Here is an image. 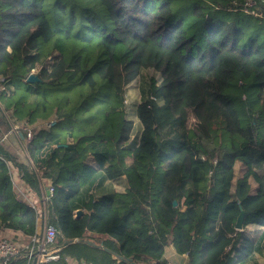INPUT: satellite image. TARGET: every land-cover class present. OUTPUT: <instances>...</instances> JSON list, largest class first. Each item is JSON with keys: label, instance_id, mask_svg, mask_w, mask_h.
<instances>
[{"label": "trees", "instance_id": "obj_1", "mask_svg": "<svg viewBox=\"0 0 264 264\" xmlns=\"http://www.w3.org/2000/svg\"><path fill=\"white\" fill-rule=\"evenodd\" d=\"M243 1L0 0L3 132L56 120L31 142L20 134L31 162L0 136V231L26 239L42 213L14 178L34 203L50 180L47 222L79 241L41 264H168L170 245L186 264L246 263V229L264 226V23L234 9ZM147 68L161 82L135 107L133 143L123 92ZM98 174L125 175L126 190L75 216Z\"/></svg>", "mask_w": 264, "mask_h": 264}, {"label": "crops", "instance_id": "obj_2", "mask_svg": "<svg viewBox=\"0 0 264 264\" xmlns=\"http://www.w3.org/2000/svg\"><path fill=\"white\" fill-rule=\"evenodd\" d=\"M145 73L143 72H139V79L141 80L140 84L142 86V88L145 89V91L143 90L141 93H139V95L141 96V99H146L148 94H147V89L150 83H148L147 85L145 84L144 79L148 77L144 78ZM137 77V78H138ZM140 84L138 85V89L137 92H139V88H140ZM146 95V96H145ZM138 103L137 102H132L131 104V114L127 119L131 120L133 123V127H132V134L130 137V140H132L133 135L136 133L137 137H139L140 133H141V125L136 117V113H135V107ZM47 122V121H40L36 124H34V127H40L43 128V124ZM16 123V122H15ZM14 123H11V125ZM16 140L18 141V143L20 145H24L25 141H23V137L22 135L18 134L15 136ZM47 147L45 148L44 152L46 151ZM31 162V160H29ZM87 163L89 165H92L94 167H97L94 162L92 161V159H88ZM15 174V173H14ZM47 183H51L50 180H47ZM41 185V184H40ZM126 178L125 175H121V176H116L113 177L112 179H107L106 177H104L103 174H98L95 178L94 181L92 182V184L90 186H86L85 188H83L84 190H82L73 200H72V208L74 209L73 212L74 214L76 213L77 210H81L83 213L81 215H85L88 214V210L86 208H84V205L90 200H96L97 198H99L102 195H106V194H111L113 192H124L126 190ZM46 187V186H45ZM14 188L15 190L22 194V190L23 187H21L20 182L17 178H14ZM41 190V189H40ZM42 192V190H41ZM25 200V199H24ZM30 200V199H29ZM26 201V200H25ZM28 201V199H27ZM26 201V202H27ZM38 209H39V217H38V222H37V226H36V232L38 235H40V233L42 232V224H43V220L41 219L42 216H45V220L47 222V209L46 206H43V201L41 200V197L38 198V200H34ZM44 209H46L44 211ZM41 211V212H40ZM48 223V222H47ZM252 225L248 226L247 229H250L251 232H256L255 236L256 239L254 240L253 237H249L256 243L255 244V250L253 252V254L248 258L249 260L246 261V263H239V264H264V250L262 249V245H264V226H255L254 225V229ZM19 233L18 232H14L11 230H2L0 231V239H2L3 237L8 238L18 244H25L27 241V238H21L20 235L18 237ZM88 237V242L92 243L93 245H98V247H103L102 245V240L104 239L103 236L101 235H92L89 234L87 235ZM78 242V241H77ZM75 242V243H77ZM73 243V244H75ZM72 245V244H70ZM66 247V246H65ZM97 247V246H96ZM164 258L165 260L168 262V264H186V257L185 256H181L179 254H177L173 248L172 245H170L169 247H167L165 249V254H164ZM21 260H24V264H26V260L24 258H21ZM19 260V261H21ZM18 261V260H16ZM16 261H12L10 264L15 263ZM234 260L233 258H230V264H234L233 263ZM69 264V263H68Z\"/></svg>", "mask_w": 264, "mask_h": 264}, {"label": "built area", "instance_id": "obj_3", "mask_svg": "<svg viewBox=\"0 0 264 264\" xmlns=\"http://www.w3.org/2000/svg\"><path fill=\"white\" fill-rule=\"evenodd\" d=\"M235 10H240L243 13L253 16L256 19L264 22V0H244L239 7L234 6ZM0 77V81H2ZM7 88L4 85L0 86V93L7 92ZM56 120L47 121L43 124V128H50L55 124ZM36 127L29 125L25 121H17L12 124L8 133L13 135H18L24 133L26 136V142H31L34 137V129ZM7 135H5L6 137ZM5 139V138H4ZM204 159V157H202ZM215 162V161H214ZM54 193V188L52 183H48L41 192V200L43 201V206L50 203V198ZM28 205L34 208V205L27 202ZM46 209H44L45 211ZM42 232L40 235L34 233L27 238L25 244H18L8 238L3 237L0 239V264H10L12 261L21 260L24 258L26 264H41L48 262H55L59 258L60 250L65 246L63 245L64 235L61 230L52 224H48L45 220V216L42 218ZM186 257V255H181ZM69 264H89L84 260H72L68 262ZM187 263V262H186Z\"/></svg>", "mask_w": 264, "mask_h": 264}, {"label": "rangeland", "instance_id": "obj_4", "mask_svg": "<svg viewBox=\"0 0 264 264\" xmlns=\"http://www.w3.org/2000/svg\"><path fill=\"white\" fill-rule=\"evenodd\" d=\"M259 22H262V21L259 20ZM262 23H264V22H262ZM256 33L257 34L259 33L261 35H264V24H262V25H259L258 24V26H256ZM141 72L145 73V74H143L144 75V78L147 77V75H148V77L144 79L146 85L148 83H150V78H152V77H153V79L155 80L156 83H160L161 82V76L159 75V73L155 72L154 70L147 68V70H142ZM140 82H141V80L138 77V78L134 79L133 81L129 82V84H127L124 87V92H123V94H124V101H123V103H124V113L126 114V117L127 118L130 115H133V114H131V104H132V102L140 103L141 101H143V99H141V96L139 95V93H141L143 90L145 91V89L142 88ZM139 84H140V88H139V92H137V89H138V85ZM234 105H235L236 109L238 110L239 104H238L237 100H234ZM5 135H7V136L5 137ZM0 136H2L1 140H4L6 142V145H9L13 149H15L16 153H20V155L24 158V160L26 162H27V159L28 160H31L30 157H29V154L26 151L27 144L24 143V145H20L18 143V141L16 140L15 135L9 134L8 131L6 133L3 132V126H1V125H0ZM137 140H138V137H137V135L135 133L133 135L131 141L134 143ZM210 157L213 158L214 157V153H211L210 154ZM237 177H239V167L238 166H237V169H236V177L235 178H237ZM47 184H48L47 181H46L45 184L44 183L41 184L40 185V189L44 191V188H45V186ZM22 196H23V198L26 201H27V199H29L28 195L25 192H23V191H22ZM30 203L33 204V205H35L37 207L36 203H34V202H30ZM255 226H257V225H255ZM252 227L253 228H251V229H254V225H252ZM246 233L250 237H253L254 240L256 239V236H255L256 232H251L250 229H246ZM261 250H264V245H262V249Z\"/></svg>", "mask_w": 264, "mask_h": 264}, {"label": "water", "instance_id": "obj_5", "mask_svg": "<svg viewBox=\"0 0 264 264\" xmlns=\"http://www.w3.org/2000/svg\"><path fill=\"white\" fill-rule=\"evenodd\" d=\"M38 78L36 76H34L32 73L28 74L27 77H26V81L28 83H35V81L37 80ZM173 205H175V202L173 201ZM83 212L81 210H77L76 213H75V216H80ZM243 215L244 213L243 212H240L239 216L237 217L236 219V224H235V227L236 229H242V226H243V222H242V219H243ZM79 241V239H68V238H64V241H63V245L64 246H67V245H70V244H73L75 242Z\"/></svg>", "mask_w": 264, "mask_h": 264}]
</instances>
